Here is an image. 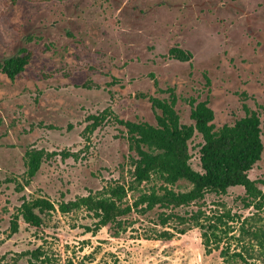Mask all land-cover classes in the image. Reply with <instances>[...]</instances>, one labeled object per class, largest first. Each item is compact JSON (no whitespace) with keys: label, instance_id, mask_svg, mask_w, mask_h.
<instances>
[{"label":"rangeland","instance_id":"374dc122","mask_svg":"<svg viewBox=\"0 0 264 264\" xmlns=\"http://www.w3.org/2000/svg\"><path fill=\"white\" fill-rule=\"evenodd\" d=\"M70 3L0 0V39L17 36L3 13L14 19L22 14L31 29L40 22L66 21L73 11ZM77 16L74 29L88 17L100 24L103 44L92 38L90 47L70 51V42L54 39L50 30L52 48L36 50L25 81L0 84V264H24L22 254L40 245L58 264L80 263L87 255L95 261L86 259V264H223L220 250L206 254L199 228L170 242L139 236L157 229L149 221L155 213L149 219L133 216L134 228L120 239L108 228L96 236L86 233L84 226L94 221L83 210L49 214L41 230L22 221L14 234L11 219L24 197L59 203L129 180L136 153L117 118L155 124L150 98H168L169 88L178 97L184 124H193L192 100L209 101L217 128L244 117L247 105L261 116L264 141V0H88ZM174 46L190 51L192 60L168 58ZM107 111L106 120L87 130L94 123L90 116ZM202 142L199 133L190 142L196 170H201ZM31 147L46 152L34 178L27 175L22 156ZM250 177L264 180V153ZM175 188L186 191L191 184L182 181ZM245 195L243 187L232 188L224 196L208 195L206 205L220 202L248 217L256 210L244 206Z\"/></svg>","mask_w":264,"mask_h":264},{"label":"trees","instance_id":"16d2710c","mask_svg":"<svg viewBox=\"0 0 264 264\" xmlns=\"http://www.w3.org/2000/svg\"><path fill=\"white\" fill-rule=\"evenodd\" d=\"M170 53L181 61L192 59V53L181 48H172ZM166 93L169 94L166 99L150 98L155 124L117 118L136 153L134 173L129 180L108 184L98 194L70 201L54 203L45 197L25 200L12 216V233L19 232L22 221L30 228L41 230L49 214L68 215L83 210L94 221L84 226L86 233L96 236L103 228H108L113 238L120 239L134 228L133 216L149 219L150 214L155 213L149 221L157 229L139 235L145 240L170 242L176 234L199 228L206 254L220 250L223 264H264V188L260 186L264 187V180L250 177V171L264 153L260 114L244 105V117L217 128L216 112L209 101L192 100L193 124H184L177 111L178 97L174 89L169 88ZM109 113L90 116L94 123L87 130L93 132ZM197 133L203 139L201 170L193 167L190 152V142ZM45 155L44 151L28 154L30 177L40 170ZM182 181L190 183L191 188L177 190L175 187ZM236 187L245 189L244 206L254 207L255 213L245 217L220 202L207 208L208 195L224 196ZM191 206L197 209L185 214L177 211ZM22 255L27 257L24 264L57 263L44 245ZM86 259L95 261L93 255H87L80 263L69 259L60 264H86Z\"/></svg>","mask_w":264,"mask_h":264},{"label":"flooded vegetation","instance_id":"af4514ba","mask_svg":"<svg viewBox=\"0 0 264 264\" xmlns=\"http://www.w3.org/2000/svg\"><path fill=\"white\" fill-rule=\"evenodd\" d=\"M57 2H62L63 0H56ZM74 3H70L73 6V11L67 20L54 19L48 24L42 22L31 29H28L25 17L20 14L18 19H14L9 12L3 13V18L10 17V22L14 24L17 36L13 37L9 42L0 39V84H21L25 81L26 72L31 66L33 58L36 56V50L45 46L51 49L52 45L48 31L53 30V38L56 40H67L70 42L66 47L70 48V51H75L73 48L79 49V47L88 48L92 44V38L97 39L96 43H104L102 36V28L97 21L91 19V17L86 18L85 23H79L80 28L74 29L73 23L77 20V15L82 9V6L88 3V0H73ZM10 3H14L11 1ZM56 3V2H55ZM145 13V12H143ZM76 17V18H75ZM75 20V21H74ZM10 23V24H11ZM20 23V25H18ZM93 29H99L100 33L95 35ZM250 32L252 29L249 30ZM82 34H86L83 37ZM53 41V40H51ZM172 48H181L179 46H174ZM168 52V58L179 60L171 55V49ZM182 49V48H181ZM185 50V49H183ZM187 51V50H186ZM190 52V51H189ZM193 58V54H192ZM192 60V59H191ZM181 61V60H179ZM188 62V61H182ZM4 106V104H3ZM1 116V114H0ZM33 151H44L43 149H26L23 153V159L26 164L27 175L29 176V166H28V154ZM45 152V151H44ZM46 153V152H45ZM45 157V156H44ZM44 159V158H43ZM43 163V162H42ZM42 165V164H41ZM41 168V167H40ZM40 171V170H39ZM35 174V176L39 173ZM34 176V177H35ZM30 177V176H29ZM30 177V178H34ZM27 200L26 197L23 198V202ZM20 205V206H21Z\"/></svg>","mask_w":264,"mask_h":264}]
</instances>
